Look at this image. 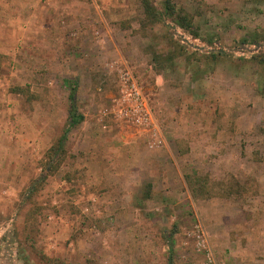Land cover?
Listing matches in <instances>:
<instances>
[{
  "label": "rangeland",
  "instance_id": "374dc122",
  "mask_svg": "<svg viewBox=\"0 0 264 264\" xmlns=\"http://www.w3.org/2000/svg\"><path fill=\"white\" fill-rule=\"evenodd\" d=\"M92 1L123 57L103 30L75 24L70 10L94 18ZM119 1L0 0V264H264V0H171L194 31L153 23L143 0ZM60 4L69 11L47 10ZM126 66L160 147L120 119ZM72 88L83 119L69 129ZM165 150L189 172L193 200H118L119 174L146 180L147 160ZM130 211L142 212L133 233L156 234H141L147 243L122 232Z\"/></svg>",
  "mask_w": 264,
  "mask_h": 264
},
{
  "label": "crops",
  "instance_id": "0c3cea01",
  "mask_svg": "<svg viewBox=\"0 0 264 264\" xmlns=\"http://www.w3.org/2000/svg\"><path fill=\"white\" fill-rule=\"evenodd\" d=\"M118 2L120 3V1L118 0ZM92 4H95V9H94V13H95V17L93 18V16H83L82 15V11H80V9H75V10H70L71 13L74 12V17H75V24L78 25H82L83 27H87V26H92L93 29H101L103 30V34H102V38L101 42L104 43V40L106 41L107 45L106 47L111 43L113 48H115L117 51H119V55H121L123 57V55L121 54V47L119 48V44H117L116 39L112 33V27L110 25L109 22H107L106 20H104L103 18V12L102 10H100V6L98 4H96L94 1L91 2ZM61 5V4H60ZM35 8L34 10L31 12L33 13L32 15H34L37 12V3L34 5ZM62 7H54L53 8L48 7L47 10L50 9H54L53 10V14H65L69 11V9L67 8H63L64 6L61 5ZM98 12V14L100 15V20L99 18L96 17V13ZM45 15H51V14H45ZM81 26V27H82ZM90 26V27H91ZM51 27V26H50ZM80 27V26H79ZM48 26H44V29H48ZM45 37V35H44ZM44 43L47 45V41L44 40ZM103 47H105V44L103 45ZM50 47V45H49ZM63 53L66 54V51L63 50ZM64 58V57H63ZM157 85L159 86L160 90L162 88V80H161V74H157ZM141 84V83H140ZM166 87V86H165ZM149 99V98H148ZM155 114V113H154ZM157 122L160 125V122L157 118V116L155 115ZM180 131V130H178ZM177 137L183 135L181 134V132L175 134ZM168 150L165 151H156L153 152L151 154V156L149 157V159L147 160L148 162H152L150 164H152V167L150 168V164L148 165V167L146 166V170H147V174L148 176L146 177L147 179L145 180L144 178L141 180V182H139L138 180H129V177L127 175H125L126 173L123 172V174H119V175H123L120 176L121 179L118 182H122L121 186L118 188V195L120 196L121 193H123V198L118 199V200H131V202H133L134 200H136V203L138 204L139 208L142 209V207H144L145 205L148 206H152V204H154L155 202H157L156 200H162L163 204H167V200H180V202L182 201V205L185 207L187 202H189V200H193L192 196H191V191L188 187L187 184V175H189V172L187 171H183V169L180 168L181 164H178V162H172V161H168L167 162V158H170L169 154L164 155V153H167ZM171 151V150H170ZM178 153V150H177ZM163 154V155H162ZM191 155V153H189ZM165 156V160H159L160 157ZM171 156H174V152H171ZM142 170V168H141ZM139 170V171H141ZM174 170L175 173H174ZM126 171L128 173H132L134 171V169H132V171L126 169ZM138 171V172H139ZM117 173H119L120 171L116 170ZM174 174H176L177 178L174 179ZM150 176H155V178L151 179ZM128 177V178H127ZM145 180V181H144ZM152 184V187L149 190L145 189L147 188V185ZM164 200H166L164 203ZM173 202V201H171ZM177 205H179V201L176 202ZM124 204V202H123ZM145 210L147 211V213H149L148 211V207L145 208ZM180 210V209H179ZM188 211V210H187ZM193 210H191V213ZM188 213V212H187ZM151 214V213H150ZM142 215V212L140 211L139 213L136 211H130L129 214L127 216H129L127 219L124 217L123 218V223H121V227L123 228L122 232H124L125 234L127 233V235H129L130 238H134V233L137 235V239L136 240H143V243H147V241L145 242L144 239H142L143 233H144V238L148 236V239H150L151 236H155L156 234H151V232L147 233L146 235V231L147 228L144 227V232H134L133 233V228H131V226H133V223L135 225L134 228L137 227V223L138 222H142L140 220V217ZM166 215V214H165ZM168 216V220L167 223H174L175 220H173L174 216L172 217ZM192 216V215H191ZM166 218V216H164ZM131 220H130V219ZM184 218V217H183ZM186 217L184 218V220L182 221H186ZM129 221H133L132 223ZM179 224V223H178ZM179 230L183 229V227H179ZM133 230V231H132ZM142 234V236H141ZM177 235L179 236V234L177 233ZM198 237H200L201 239H205L207 240V236L205 231L201 228L198 230ZM159 248V247H158ZM144 249H146L144 247ZM143 249V250H144ZM165 250V249H164Z\"/></svg>",
  "mask_w": 264,
  "mask_h": 264
},
{
  "label": "built area",
  "instance_id": "2783aa9c",
  "mask_svg": "<svg viewBox=\"0 0 264 264\" xmlns=\"http://www.w3.org/2000/svg\"><path fill=\"white\" fill-rule=\"evenodd\" d=\"M120 83L121 92L116 100L120 119L126 124L143 130L150 138L151 147H160L164 143L163 132L142 85L130 67L126 66L120 72ZM201 242L208 251L207 241L201 239Z\"/></svg>",
  "mask_w": 264,
  "mask_h": 264
},
{
  "label": "trees",
  "instance_id": "16d2710c",
  "mask_svg": "<svg viewBox=\"0 0 264 264\" xmlns=\"http://www.w3.org/2000/svg\"><path fill=\"white\" fill-rule=\"evenodd\" d=\"M145 14L149 18L150 21L153 23L165 22L164 17H170L172 20L175 21L177 25L185 29L193 30V21L192 17L189 14L182 13V10H177L176 6L172 3L171 0H165L164 3V10L161 12L159 11L151 2V0H143ZM198 37V36H196ZM70 99L72 100V105L70 109V123L69 129L79 124L82 119L83 115L79 114L74 103L75 101V92L72 88V92L70 95Z\"/></svg>",
  "mask_w": 264,
  "mask_h": 264
}]
</instances>
